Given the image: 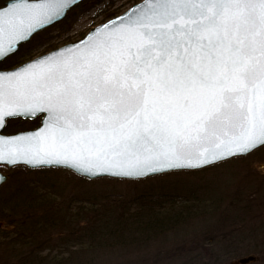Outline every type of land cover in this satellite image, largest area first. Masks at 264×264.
<instances>
[{
  "label": "snow or ice",
  "instance_id": "6c2138e0",
  "mask_svg": "<svg viewBox=\"0 0 264 264\" xmlns=\"http://www.w3.org/2000/svg\"><path fill=\"white\" fill-rule=\"evenodd\" d=\"M76 3L0 6V62ZM99 31L0 71V129L47 113L42 130L0 131V164L141 176L264 146V0H144L124 27Z\"/></svg>",
  "mask_w": 264,
  "mask_h": 264
},
{
  "label": "rangeland",
  "instance_id": "374dc122",
  "mask_svg": "<svg viewBox=\"0 0 264 264\" xmlns=\"http://www.w3.org/2000/svg\"><path fill=\"white\" fill-rule=\"evenodd\" d=\"M6 1L0 0V6ZM140 1H82L62 21L34 35L30 50L15 57L14 65L81 40L92 28ZM18 125L9 133L36 127L29 122ZM0 171L7 176L0 187V264H22L26 258L37 263V257L54 261L66 258L69 250L78 251L81 244L76 239L82 230L80 225L73 226L63 219L69 212L77 214L79 209H89L91 204L103 201L112 206L119 203L121 208L116 212L131 215L145 208L136 199L140 195L160 197L200 188L212 191L203 198L209 200L203 205L205 208L215 209L208 217L198 216L165 240L147 246L141 254L129 251L115 257L108 252L109 258L96 254L98 263L233 264L240 258L254 256L256 260L250 264H264V146L247 156L202 170L171 172L142 180H87L55 168L31 170L18 166L1 167ZM198 203L195 206L200 213L202 206ZM54 212L59 220L48 219ZM27 225L39 226L35 229L39 236L34 240L22 238L33 231ZM23 242L28 243L24 246Z\"/></svg>",
  "mask_w": 264,
  "mask_h": 264
},
{
  "label": "trees",
  "instance_id": "16d2710c",
  "mask_svg": "<svg viewBox=\"0 0 264 264\" xmlns=\"http://www.w3.org/2000/svg\"><path fill=\"white\" fill-rule=\"evenodd\" d=\"M25 122H29L31 126H37L39 123L37 119L31 121L9 120L5 133L9 134L11 130L19 127L18 123L26 124ZM193 190L182 194L165 193L160 197L148 194L140 195L136 199L140 200L145 208L131 215H128L129 213L126 211L122 214L117 213L116 210L121 208L119 203L112 206L113 204H106L103 201L91 204L89 209L81 208L77 214L69 212L63 219L69 220L72 225H80L82 231H79L81 234L76 240L78 243L80 242L81 248L78 251H67L66 258L47 261L46 258L37 257L35 259L37 263L26 258L22 264H100L96 254L102 255L104 258H109V253L116 254L115 257H118V254L123 256L129 251L141 254L147 246L160 242L159 240H165L170 234L189 225L198 216L208 217L215 211V209L211 211L208 207L203 206L209 202L203 198L212 192L210 188ZM197 203L202 206L200 213L196 211ZM14 205L17 203L14 202ZM48 219L59 220L57 212H54ZM26 227L33 231H30L29 236L22 238L31 241L39 236V232L35 231L39 226L29 228L27 225ZM27 243L23 242V245L25 246ZM79 253L80 256L82 254L81 259H79L80 256L78 258Z\"/></svg>",
  "mask_w": 264,
  "mask_h": 264
},
{
  "label": "water",
  "instance_id": "95a60500",
  "mask_svg": "<svg viewBox=\"0 0 264 264\" xmlns=\"http://www.w3.org/2000/svg\"><path fill=\"white\" fill-rule=\"evenodd\" d=\"M82 1H84V0H77V3L73 7H75L76 5L80 4ZM13 2H14V0L6 1L4 3V5H3V6H5V10H7V7L11 6ZM32 2H37L38 3V2H42V0H32ZM143 2H144V0L140 1L139 3L133 5L132 7H130L129 9H127L125 12L121 13L120 15H118V16H116V17H114V18H112V19H110V20H108V21H106V22H104V23L92 28L81 40H79L77 42H74V43H69V44L64 45L62 47H59V48H57L55 50H52V51H50L48 53H45V54H43V55H41L39 57H36V58H34V59H32V60H30L28 62H25V63L13 68V69H10V70H7V71H3V72H5V73L14 72L17 69H21L24 65H27V64H30V63H32L34 61L39 60L41 57H52L53 55H68V53L70 51H75L76 50L75 48L72 47L73 45H76L77 47H82L83 46L82 42L85 41V37L91 38L90 34L93 33L94 30L99 29L100 30L99 33H98V35H99L101 33H108L110 30L115 29V27L117 25H119L121 28L124 27V22L128 19V16L131 14V10L134 9L137 5L142 4ZM68 12L69 11L66 12V15H67ZM66 15L64 17H61L58 21H53L51 24H46L43 27L39 28L31 36V38L34 35H36L37 33H39L41 31H43V30L55 25L56 23L62 21L66 17ZM23 43H25V42H23ZM61 50H64V51H61ZM46 115H47V113L41 112V113H38L35 117H33L31 119L21 118L23 120H34L36 118H39V124L33 129L18 131V132L9 133V134L4 132L5 128L4 129H0V131H2L5 136H11V135H14L16 133H22V132L23 133H32V132H34V131H36L38 129L42 130V127L45 126L44 125V121H45V116ZM9 120H11V119H9ZM261 147H259V148H261ZM244 156H247V155L238 156V157H244ZM233 158H237V157L228 158V159L222 160V161H216V162L211 163V164H206L203 167H193V168H184V169H166L164 171L149 172L147 175H141V176H115V175H107V174L100 175V176H96V175L88 176L86 174H80L76 170H74V169H72V168H70L68 166H65L63 164H52V163H50V164H42V165H35V166L30 165V164H24V163H19V164H14V165L0 164V168L1 167H5L7 169H10V168H13V167H18V166L25 167V168L31 169V170H33V169L55 168V169H64V170L70 171L71 173L75 174L76 176L84 178V179H87V180H95V179H99V178H110V179H119V180H142V179L151 178V177H155V176H159V175H163V174L171 173V172L198 171V170H202V169L214 166L216 164L228 161V160L233 159ZM0 177H2V179H0V187H1V185L4 184L7 181V176L0 171ZM255 260H256V258L254 256H248V257L240 258V259L234 261L233 264H250V263H253Z\"/></svg>",
  "mask_w": 264,
  "mask_h": 264
},
{
  "label": "flooded vegetation",
  "instance_id": "af4514ba",
  "mask_svg": "<svg viewBox=\"0 0 264 264\" xmlns=\"http://www.w3.org/2000/svg\"><path fill=\"white\" fill-rule=\"evenodd\" d=\"M7 1H8V0H7ZM4 3H5V2H4ZM4 3H3V5H4ZM3 5H2V6H3ZM32 38H33V37H32ZM32 38H31L29 41L20 44L19 47H18V51H17L15 54L9 56L8 58H6V59H4L2 62H0V71H7V70L13 69V68H15V67H17V66L23 64V63H20V64H18V65H14L15 62H14L13 60H14V58L17 57L20 53H22V51H24L23 53H27L28 50H30V44H31ZM26 51H27V52H26ZM11 62H12V63H11ZM26 62H28V61H26ZM24 63H25V62H24Z\"/></svg>",
  "mask_w": 264,
  "mask_h": 264
}]
</instances>
